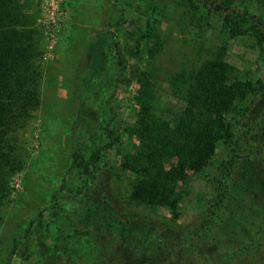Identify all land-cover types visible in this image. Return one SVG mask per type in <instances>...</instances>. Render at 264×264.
<instances>
[{"label":"trees","instance_id":"1","mask_svg":"<svg viewBox=\"0 0 264 264\" xmlns=\"http://www.w3.org/2000/svg\"><path fill=\"white\" fill-rule=\"evenodd\" d=\"M152 1L145 0V32L135 38L134 46L151 61L163 46L154 33L160 23L155 15L165 17L153 10ZM117 3L114 0L112 8L117 15L114 26L119 28L126 17ZM178 4L201 35L206 32L210 39L211 31L216 34L210 46H201L207 58L198 67L171 77L170 98L179 104L157 103L155 87H147L145 76L151 78L153 72L142 74L143 87L128 130L137 146L123 153L117 164L109 160L101 165V149L117 143L111 127L116 117L115 92L105 102V125L99 93L84 92L93 112L83 105L78 109L70 167L50 205L40 209L13 239L5 264H11L17 242L29 239L47 208L53 219L69 226L68 238L85 237L93 247L61 249V257L52 256L59 264H158L162 253L166 261L172 258L176 264H264V80L241 81L225 60L226 41L249 35L263 53L264 66V0H181ZM37 10L36 0H0V208L10 194V177L22 170L16 133L26 127L39 102L40 73L35 61L42 38ZM110 28L108 24L101 41L105 43L102 72L95 68L85 79L90 83L96 77L93 87L110 80L116 83L128 67L127 45ZM100 46H91L94 64L101 58ZM100 131L106 144L92 147ZM219 142L222 149L212 164ZM210 166L199 212L190 223H179L181 184ZM125 175L131 180L126 190L118 187ZM141 207L166 208L170 217L151 216ZM81 225H88L89 231H81ZM82 251L85 260L76 257Z\"/></svg>","mask_w":264,"mask_h":264},{"label":"rangeland","instance_id":"2","mask_svg":"<svg viewBox=\"0 0 264 264\" xmlns=\"http://www.w3.org/2000/svg\"><path fill=\"white\" fill-rule=\"evenodd\" d=\"M174 1L176 3L181 0ZM174 1L151 2V7L156 13H165L163 18L155 15L160 23L155 25L157 29L154 33L160 37L163 46L152 61L134 48L135 38L145 32V0H118L117 7L124 9L126 17V21L121 23L119 28L114 26L117 22V15L112 8L114 0H68L67 27L57 44L55 56L47 61L41 59L44 47L41 39V54L35 61L40 73L39 102L30 112L26 127L16 133V149L22 160V170L10 177V194L0 208V264H5L16 235L23 232L40 209L50 205L54 191L60 186L66 170L70 167L71 151L77 135L75 122L80 116L78 109L83 105L84 110L93 112L91 100L85 93H99L98 104L104 109L105 125L108 119L105 102L111 91L115 92L112 103L116 117L111 127L117 137V143L108 150L101 149V165H106V161L109 160L117 164L123 153L137 146L135 139H129L128 130L134 121L136 96L143 87L141 76L153 72V77L145 76L149 80L147 87H155L157 103L166 107H177L179 104L170 98L168 87L173 84L171 77L182 69L190 71L198 67L203 59L207 58L204 48L211 45L216 34L211 31L210 39L206 37V32L201 35L197 27L190 25L189 19L183 17L181 12L183 8L179 4L175 5ZM36 23L38 24V20ZM108 24H111L110 30L118 33L127 45L124 57L128 67L121 73L116 83L110 80L101 87H93L96 77L90 83H86L85 79L95 68L102 72L105 58L102 45L105 43L101 41L106 38ZM38 28L41 33L39 24ZM205 39L209 42L205 43ZM95 43L101 44L99 53L101 58L96 64L91 48ZM202 45L204 48L201 51ZM226 46L225 60L234 69L238 79L251 83L264 80L263 53L252 36H238L227 40ZM148 62L149 65L145 66ZM81 93L84 98L83 104ZM92 144V147L105 145V133L100 131L98 136L92 139ZM221 149L222 144L219 142L212 164L215 163ZM211 173L210 166L190 175L181 184L179 223H190L199 212L207 193V180ZM130 181L129 176L125 175L118 187L126 190ZM139 209L151 216L170 217V212L166 208ZM51 211L47 208L43 220L40 223L35 222L29 239L17 242L11 264H46V261L50 264H59L58 259L54 260L52 256L61 257L60 253H63L61 249H93L92 245L85 241V237L68 238L69 226H62L60 221L53 219ZM83 228L85 231L90 229L88 225L84 227L81 225L80 230ZM65 253L70 255V252ZM42 254L45 259L42 258ZM76 257L85 260L86 254L82 251ZM157 258L158 264H176V260L172 258L166 261L163 253Z\"/></svg>","mask_w":264,"mask_h":264},{"label":"built area","instance_id":"3","mask_svg":"<svg viewBox=\"0 0 264 264\" xmlns=\"http://www.w3.org/2000/svg\"><path fill=\"white\" fill-rule=\"evenodd\" d=\"M38 24L42 33L44 47L41 59L47 61L55 56L62 33L67 27L68 0H36Z\"/></svg>","mask_w":264,"mask_h":264}]
</instances>
